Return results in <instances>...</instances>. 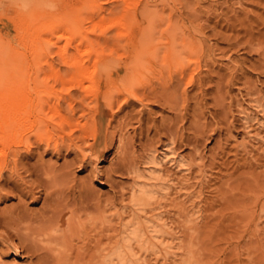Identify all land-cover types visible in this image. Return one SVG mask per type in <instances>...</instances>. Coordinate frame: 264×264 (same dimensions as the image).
<instances>
[{
    "label": "rangeland",
    "instance_id": "rangeland-1",
    "mask_svg": "<svg viewBox=\"0 0 264 264\" xmlns=\"http://www.w3.org/2000/svg\"><path fill=\"white\" fill-rule=\"evenodd\" d=\"M10 92L62 129L0 147V264H85L138 216L169 249L126 264H264V0H0V105ZM93 120L112 142L98 174L52 146ZM145 185L146 216L128 210Z\"/></svg>",
    "mask_w": 264,
    "mask_h": 264
},
{
    "label": "bare ground",
    "instance_id": "bare-ground-1",
    "mask_svg": "<svg viewBox=\"0 0 264 264\" xmlns=\"http://www.w3.org/2000/svg\"><path fill=\"white\" fill-rule=\"evenodd\" d=\"M16 42H17V40H16ZM6 49L11 50L8 47H6ZM4 51H5V49H4ZM118 70L119 69L116 68V69L110 71V73L113 74L114 72H117ZM131 72L133 74L135 73L134 70H131ZM108 75H109V73H106V75H104L102 77V80L107 78L106 76H108ZM98 92L99 91H95L94 96H93V102L95 103V105L98 103V97H99ZM114 99H115V97H110L108 99L109 101L107 100L108 108L110 110H111V107L114 103ZM130 99H135L136 101H138L137 95L135 93L130 94L129 96L126 95V97L124 98V101H123V106L129 104ZM0 111H2V112H0V147L1 148L3 147L6 149L7 148L10 149L11 147L13 148L15 146H17V147L22 146L21 139L26 138V141H28L29 139H32V140L36 141L37 144H40V145L45 144L46 148L48 149L49 146L51 145L49 143V138L52 135L57 134V132H60L62 129L61 125L56 124L53 121V119L48 118L44 114V107H43L42 103L40 101L39 102L33 101L31 99V94L29 92L23 93L22 95H17V94L15 95V94H12L10 92L5 97L4 103L2 105H0ZM262 112H264V111L262 110ZM250 116L251 115L248 114L247 117L245 118L246 124L249 123L250 121L256 122L254 120V118L251 119ZM260 117H263V119L261 121H257L256 123H257L258 128L262 129L264 127V114H261ZM83 119H86V118L83 117ZM111 119H113V118H111ZM249 119H251V120L248 122L247 120H249ZM60 120L64 124L66 123L67 125H69L67 122L69 120L62 118V116L60 117ZM97 123H98V121L93 120L90 127L87 124H85V125L83 124L81 127H74V125H73V128H70V131H71V129H73L72 130L73 132L71 133V135L69 134V136H67L66 139H63L62 143H60L61 141L59 142L60 143L59 145L56 144L55 142H54V145L52 143V146L56 152L59 151L60 148H62V147L66 148V149L72 148L73 150L75 149V151H76V149L81 150L80 153H83V154L80 155L81 156L80 164L83 165L86 162L93 164L95 174H98L97 173L98 170L96 168L97 167L96 162L101 157H103L104 151L108 148L109 143H112L109 141H108L109 142L108 144L106 143L107 142L106 132H104L103 134H100L99 127L97 126ZM250 125H251V123H250ZM247 128H245V132H246ZM251 129H252V127H251ZM76 134H79V135L76 136ZM245 134H247V132ZM59 137H60V134H59ZM18 139H19V141H18ZM87 139H89V141H91L92 143L89 144L86 142V144H89L86 147V149L84 150L83 149L84 147L82 149H80L81 147L79 148L78 146L79 145L81 146V144H78V146H77V143L82 141V144L84 145L83 140L86 141ZM60 140H62L61 137H60ZM110 140H111V138H110ZM37 144H35V145H37ZM93 145H96V148L92 151ZM14 149L16 150V148H14ZM24 149H25V147H24ZM26 149L28 150V148H26ZM15 150H14V152H10V154H9V156L11 158L9 162L11 164H13L14 167L18 163V161H19L18 159H20L21 156L24 155L23 153L21 154V152H19L20 150L19 151H15ZM1 154L3 155V150H0V155ZM169 156L170 155H168V154H164L162 159H160L161 162L159 160V162H160L159 164L166 162L167 159H169ZM101 159H103V158H101ZM11 164H9V165L11 166ZM120 167L118 166V169ZM1 169H2V167H0V170ZM120 169H122V168H120ZM3 170L4 169H2L1 172ZM115 170H117V168ZM13 172H11V173H13ZM15 173L18 174V172H15ZM108 173H110V172L108 171ZM107 175H109V174H107ZM12 176L13 175H11V177ZM147 187H148V185H147ZM147 187H146V185L144 187H139V188L137 187L138 189H136V188L134 189V187H133V189L130 190L131 191V195H130L131 200H130V203L128 206L129 211L133 212V210H136L139 214H143L144 216L148 215V213L151 211V202L153 201V199L155 197H157L156 195L158 194V191H160V190H157V188H153V187H149V188H147ZM131 216H133V215H131ZM139 217H141V216H138V218ZM70 218H71V216L68 217V221ZM138 218H135V220H134L131 217V219L122 226V230L120 229L121 231H123L122 233L124 236L120 240H116V241H113L115 238L114 239L111 238V239H113L111 241V243L109 242V244L107 246H105V248H103L101 250V252L98 251V253H100V254H98L99 256L93 255V256H96V258L94 257L93 260L91 259L90 261H87L85 264H126V263H131L130 259H129L130 256H135L144 250L147 251V248H148L147 246H150L151 249H157V250H159V249L165 250V248L169 249L168 246L164 245V241L162 239L163 233L161 232V230L157 231V230L153 229V227L155 228V226L153 225L152 221H150L149 219L146 220L144 223H142L141 219H140L141 222L138 221ZM64 222H66V221H64ZM67 222H66V224H67ZM74 223L76 224V222H74ZM73 224H71V221H70L67 224V226H65V227L70 228L71 225L73 226ZM64 230H66V229L64 228ZM66 232H67V230H66ZM158 233H160L159 237H158ZM106 240H108V239H106ZM159 247H161V248H159ZM162 247H165V248H162ZM99 249H100V247H99ZM99 249H97V250H99ZM135 250H136V252L133 253ZM161 250H159V251H161ZM103 252H106V253H103Z\"/></svg>",
    "mask_w": 264,
    "mask_h": 264
}]
</instances>
